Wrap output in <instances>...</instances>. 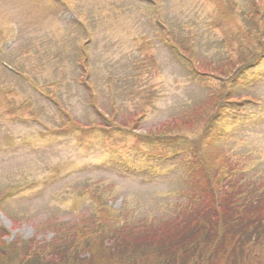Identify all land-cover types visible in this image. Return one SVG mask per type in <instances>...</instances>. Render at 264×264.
<instances>
[{
    "label": "rangeland",
    "instance_id": "1",
    "mask_svg": "<svg viewBox=\"0 0 264 264\" xmlns=\"http://www.w3.org/2000/svg\"><path fill=\"white\" fill-rule=\"evenodd\" d=\"M63 6L73 22L57 14ZM169 134L184 138L166 145ZM226 167L263 208L264 0H0L7 261V243L67 238L78 223L98 234L115 218L122 231L164 234L166 220L206 199L195 195L200 175ZM98 239L79 248L87 263L108 261Z\"/></svg>",
    "mask_w": 264,
    "mask_h": 264
},
{
    "label": "trees",
    "instance_id": "2",
    "mask_svg": "<svg viewBox=\"0 0 264 264\" xmlns=\"http://www.w3.org/2000/svg\"><path fill=\"white\" fill-rule=\"evenodd\" d=\"M221 99L220 95L218 100ZM180 137L174 134L160 138L166 144H176ZM195 151L198 153V149ZM228 169L226 167L222 171L220 178L210 171L200 175L195 195L205 196L206 199L195 198L188 206L187 217L182 215L166 220L163 226L169 229L163 231L164 234L154 233L149 237L133 230L122 231V227H118L113 218L111 225L100 224L98 234L80 229L68 239L53 240L47 245L36 243L34 239L7 243L8 248H13V257L7 261L5 252L0 251V264H91L92 260L96 261L95 257L92 260L90 257L92 262L87 263L86 259L81 258L79 248L97 238L96 242L103 240L106 244L102 242L100 247L103 248L100 250L103 252L98 249L99 253L108 255V261H98L97 264H254L257 260L263 261L264 255L254 251L255 247L263 246L264 242V207L258 206L261 199L253 202L256 204L254 207L249 198L239 196L237 193L242 192L239 190L241 187L227 180L232 176ZM223 174L227 177L221 180ZM221 189L228 192L221 193ZM176 221L181 223L171 225ZM145 238L150 242L147 243ZM137 245H141L140 251L135 249ZM156 245L159 254L154 255L156 259L151 263L150 257L155 254ZM129 246L132 255L122 257L125 248ZM2 247L4 241H0ZM94 248L90 250L91 256H95L93 253L98 251H93Z\"/></svg>",
    "mask_w": 264,
    "mask_h": 264
},
{
    "label": "snow or ice",
    "instance_id": "3",
    "mask_svg": "<svg viewBox=\"0 0 264 264\" xmlns=\"http://www.w3.org/2000/svg\"><path fill=\"white\" fill-rule=\"evenodd\" d=\"M58 15H60L66 22H73L74 20V15L73 13L68 10V8L66 6L61 7V9L58 11L57 13Z\"/></svg>",
    "mask_w": 264,
    "mask_h": 264
}]
</instances>
